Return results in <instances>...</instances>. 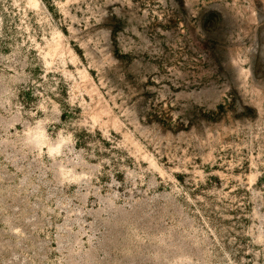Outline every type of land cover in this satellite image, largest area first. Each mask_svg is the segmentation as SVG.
<instances>
[{"label":"rangeland","instance_id":"obj_1","mask_svg":"<svg viewBox=\"0 0 264 264\" xmlns=\"http://www.w3.org/2000/svg\"><path fill=\"white\" fill-rule=\"evenodd\" d=\"M0 264H264V0H0Z\"/></svg>","mask_w":264,"mask_h":264}]
</instances>
